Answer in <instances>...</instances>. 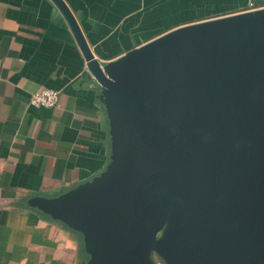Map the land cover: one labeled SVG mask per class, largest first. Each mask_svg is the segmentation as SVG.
<instances>
[{
    "label": "water",
    "instance_id": "1",
    "mask_svg": "<svg viewBox=\"0 0 264 264\" xmlns=\"http://www.w3.org/2000/svg\"><path fill=\"white\" fill-rule=\"evenodd\" d=\"M110 109L114 165L90 189L28 201L82 229L87 264H264V6L175 27L101 63L63 0Z\"/></svg>",
    "mask_w": 264,
    "mask_h": 264
},
{
    "label": "crops",
    "instance_id": "2",
    "mask_svg": "<svg viewBox=\"0 0 264 264\" xmlns=\"http://www.w3.org/2000/svg\"><path fill=\"white\" fill-rule=\"evenodd\" d=\"M63 1L107 63L250 0ZM44 88L59 92L57 104L31 106L30 95ZM115 152L110 109L54 2L0 0V264H87L85 232L28 201L93 188Z\"/></svg>",
    "mask_w": 264,
    "mask_h": 264
},
{
    "label": "rangeland",
    "instance_id": "3",
    "mask_svg": "<svg viewBox=\"0 0 264 264\" xmlns=\"http://www.w3.org/2000/svg\"><path fill=\"white\" fill-rule=\"evenodd\" d=\"M264 6V0H250L246 5L241 6L240 8L228 11L227 14L237 13L241 11L251 10ZM218 15L212 14L205 16L207 19L215 18ZM219 17V16H218ZM206 20V19H204ZM201 21V20H200ZM197 22V21H196ZM169 226H164L159 230L155 236L154 243L151 246V249L147 253L145 260L151 264H176L171 258L170 251L167 247V242L169 239Z\"/></svg>",
    "mask_w": 264,
    "mask_h": 264
},
{
    "label": "built area",
    "instance_id": "4",
    "mask_svg": "<svg viewBox=\"0 0 264 264\" xmlns=\"http://www.w3.org/2000/svg\"><path fill=\"white\" fill-rule=\"evenodd\" d=\"M59 92L54 89L44 88L30 95L29 104L35 107L50 108L57 104Z\"/></svg>",
    "mask_w": 264,
    "mask_h": 264
}]
</instances>
